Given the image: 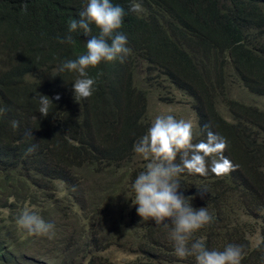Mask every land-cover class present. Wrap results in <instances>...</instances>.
Instances as JSON below:
<instances>
[{
	"label": "trees",
	"instance_id": "16d2710c",
	"mask_svg": "<svg viewBox=\"0 0 264 264\" xmlns=\"http://www.w3.org/2000/svg\"><path fill=\"white\" fill-rule=\"evenodd\" d=\"M131 2L112 0L127 12L119 31L126 36L131 53L124 63L102 62L89 68V76L96 81L95 91L77 102L73 83L78 74L60 71V66L86 53L90 37L76 32L72 33L73 44L60 39L87 0H0V47L12 59L0 72L1 178L7 187L14 184L23 189L28 182L38 190L54 176L69 182V172L77 171L82 162L115 167L132 159L134 143L145 133L142 121L149 94L145 86L158 88L164 76L170 85L194 99L198 129L193 142L206 140L209 130L225 137L224 155L236 165L234 171L222 176L209 171L204 176L185 172L177 177L179 194L194 197L189 203L193 206L195 202L196 209L201 208L199 204L207 207L213 217L203 227L202 238L194 233L193 240H202L208 249L215 246L222 250L217 244L221 235L212 238L209 232L217 230L220 222L214 210H221L222 219L229 216L225 210L239 203L233 197L248 205L264 206V108L233 100L231 108L241 116L227 121L217 105L228 86L264 96V0H135L141 6L139 13L127 11ZM92 34H99L94 25ZM134 56L146 70L143 81L132 78ZM156 68L160 71L152 76ZM40 94L53 99L46 117L38 112L36 97ZM14 120L17 128L12 127ZM28 131L34 138L25 140ZM33 146L35 150L28 154ZM200 189L206 192L201 195ZM1 191L8 194L5 187ZM228 194L229 198L220 200ZM137 207L133 205L129 215L143 237L136 244H144L139 248L144 259L132 263L172 262L171 223L165 227L144 220ZM245 244L241 264H254L264 253V241L255 256ZM0 255L8 260L2 247ZM188 260L196 264L193 257L177 261L189 264Z\"/></svg>",
	"mask_w": 264,
	"mask_h": 264
},
{
	"label": "rangeland",
	"instance_id": "374dc122",
	"mask_svg": "<svg viewBox=\"0 0 264 264\" xmlns=\"http://www.w3.org/2000/svg\"><path fill=\"white\" fill-rule=\"evenodd\" d=\"M134 58V63H130L132 70L136 68L132 78L143 81L146 70L139 66L140 58ZM11 62L10 55L0 47V72L8 68ZM155 71L152 76H156L160 70L156 68ZM36 77L37 74L33 75V78ZM160 79L158 88L145 86L149 94L145 100L146 117L141 123L144 134L158 115L167 114H172L176 119L190 120L195 133L198 116L193 108L192 95L170 85L166 77ZM225 91L227 93L219 95L217 105L227 121H235L241 116L237 109L231 108L236 102L233 100L264 108V96L254 95L237 85L228 86ZM147 162L138 154L115 167L97 161L82 162L77 171L69 172V182L54 176L38 190L28 182L30 188H16L14 184L7 187L1 178L0 167V247L8 256L6 260L0 255V264H133L138 259H144L139 249L144 244H136L143 237L139 227L132 226L129 214L133 207L131 200L135 196L134 181L145 170ZM1 187L7 189V195L2 193ZM230 196L225 195L220 200ZM233 199L239 203H232L225 210L229 216L222 219L221 210H214L215 218L220 220L218 226L222 228L218 230L217 226L218 231L214 229L209 232L212 238L221 235L217 244L222 250L229 243L239 242L243 246L246 243L245 246L252 248L255 256L258 246L264 241V206L261 209L236 197ZM199 207L202 205L199 204ZM25 209L34 212L46 223L53 224L52 233L30 235L20 228L17 220ZM203 231L204 228L197 231V236L202 238ZM209 249L220 250L215 246ZM169 259L172 262L163 259L160 264H179L176 255ZM188 261L193 264L191 260ZM254 264H264V253Z\"/></svg>",
	"mask_w": 264,
	"mask_h": 264
},
{
	"label": "clouds",
	"instance_id": "9594fccd",
	"mask_svg": "<svg viewBox=\"0 0 264 264\" xmlns=\"http://www.w3.org/2000/svg\"><path fill=\"white\" fill-rule=\"evenodd\" d=\"M26 7L24 5L25 10ZM127 11L139 13L141 6L132 0ZM126 15L125 8L112 3V0H87L77 18L70 21L61 43L73 44L72 33L76 32L90 37L86 42V53L60 66V71L78 74L73 83L77 102L90 98L95 91L96 81L89 76V68L102 62L119 60L124 63L131 53L126 36L119 31ZM93 25L99 29L98 35L92 34ZM60 98L59 94L55 97L56 100ZM36 99L38 112L45 117L49 115L53 99L43 94ZM18 126V121H12L13 128ZM32 138V131L26 132L25 140ZM193 140V123L190 120L176 119L172 114L158 115L146 134L134 144V152L148 162L134 181L135 196L131 201L138 206L137 213L144 220L151 219L165 227L167 222L171 223L169 239L177 257H193L196 264H241L246 255L243 245L228 244L223 250H210L202 240H193L194 233L210 224L213 217L207 207L196 209L189 203L194 197L179 194L181 184L177 177L185 172L204 176L209 171L222 176L236 168L224 155L228 143L225 137L209 130L206 140L196 143ZM34 150V146L30 147L27 153L31 154ZM204 192L206 190H201V195ZM17 224L30 235H49L54 229L53 224L46 223L27 209L18 218Z\"/></svg>",
	"mask_w": 264,
	"mask_h": 264
}]
</instances>
